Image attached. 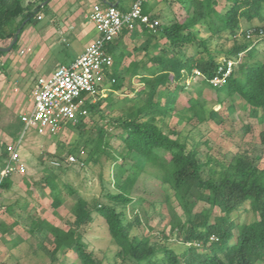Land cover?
Returning a JSON list of instances; mask_svg holds the SVG:
<instances>
[{
  "label": "trees",
  "instance_id": "trees-1",
  "mask_svg": "<svg viewBox=\"0 0 264 264\" xmlns=\"http://www.w3.org/2000/svg\"><path fill=\"white\" fill-rule=\"evenodd\" d=\"M45 1L0 0V41L12 40L19 30L11 49L15 48L25 26L33 23L46 9L47 3L42 5ZM180 2L186 9L183 18L168 24H156L155 31L145 27L139 29L147 37L159 33L166 46L154 44L159 52L150 56L149 67L145 61L134 60L123 70L141 79L144 87L136 91V96L146 92V99L124 118L113 121L114 128L121 130L122 158L130 162L131 169L123 177L124 165H116L112 181L118 192L106 193L107 202H96L93 211L104 220L111 243L116 248L114 259H120L121 264H264V169L256 167L246 156L234 158L227 168L218 172L212 167L206 168L207 163L199 161L196 149L188 148L186 142L179 139L177 131L170 127L166 131L164 124L158 123L175 113L177 93L183 87L175 85L171 90L169 85L191 79L193 83L203 82L224 98L237 95L248 106L249 114L264 125V60L255 58L256 44L249 48L251 42L241 36L245 29L264 20V0H225L221 11L216 9L217 0ZM143 13L147 14L144 10ZM201 26L206 27L207 37L201 36ZM134 30L136 28L129 32ZM117 38L107 44L112 65L105 78L110 82L111 90H118L122 85L119 67L123 54L115 53ZM218 38L229 39L230 47L212 49L211 41ZM188 47H194V52L187 54ZM136 50H144V46L134 48ZM240 53L243 55L226 82L219 87L211 86L208 80L216 74L221 62L238 57ZM103 99L98 97L93 103L86 102L87 111L97 110L103 117L98 107ZM190 101L189 106L181 111L183 113L173 114L178 115L179 121L195 119L203 122L220 117L218 111L206 108L196 98H190ZM228 109L232 111V105ZM86 117L66 127L80 128ZM103 135L104 131L99 130V138L92 146L93 153L98 155L104 152L102 145H107L102 141ZM259 139L264 150V129L259 132ZM144 164L161 172V182L169 186L183 211L185 220L176 213L171 219V230L181 243L188 244L180 253L166 246H157L148 236L136 237L131 233L134 226L140 225V219L137 216L127 219L124 208L127 205L134 207L130 190ZM46 179L53 195L52 203L59 206L62 200L56 192V184L53 178ZM10 181L8 177L2 179L0 189L10 188ZM199 201L207 206L194 210ZM245 204L254 219L240 223L232 220L231 214ZM214 209L220 214L213 216ZM72 213L74 225L68 229L43 219L32 225L29 231L31 234L44 232L53 246L48 250L52 260L57 252L67 249L75 254L80 264H103L86 249L83 241L81 229L92 219L86 199L79 197L73 204Z\"/></svg>",
  "mask_w": 264,
  "mask_h": 264
},
{
  "label": "rangeland",
  "instance_id": "rangeland-1",
  "mask_svg": "<svg viewBox=\"0 0 264 264\" xmlns=\"http://www.w3.org/2000/svg\"><path fill=\"white\" fill-rule=\"evenodd\" d=\"M218 1L220 5L224 2ZM168 10L172 11L171 8ZM175 10L178 11L177 8ZM177 15L174 14L169 21L153 20L159 25L184 17V14ZM43 22L26 27L37 28ZM200 28L201 36L207 37L209 33L206 27ZM10 42V39L0 41V47H7ZM131 44L133 42L128 40L127 44L121 45L127 54V60L119 67L122 85L118 90H111L106 85L107 90L102 96L105 99L98 106L103 117L93 110L88 112L82 127L68 126L54 134H40L32 127L25 129L20 120V112L29 106L30 85L37 72H32L29 84L28 80L20 85L17 77L12 75L13 70L4 67L8 61L22 58L21 52L18 53L19 42L15 48L0 55V81L4 83L0 90V156L4 144L18 142L20 160L26 166L23 175L12 176L10 188L0 189V264H80L75 254L67 249L57 252L55 260H52L48 250L53 246L44 232L35 231L31 234L29 231L32 225L43 219L62 229L73 226L72 207L79 197L86 199L92 217L81 229L86 249L103 264H121L120 259H114L116 248L111 243L104 220L93 211V206L96 202L106 203V193L118 192L112 181L116 165H124L126 172L123 177L131 169L130 162L122 158L124 145L121 130L114 128L113 121L124 118L141 105L146 99V92L137 97L136 91L144 84L138 76L129 75L123 70L134 60L145 61L149 67L150 56L159 52L153 47L154 44L166 46V41L159 33L147 37L137 47L144 46V52L134 51L136 46ZM230 45L229 39L218 38L211 41L210 47L226 49ZM255 48V58L264 60V40L256 44ZM194 50V47H188L186 52L188 54ZM175 85L183 87L177 93L173 114L183 113L181 111L191 103L190 98H196L206 108L218 111L220 117L203 122L195 119L179 121L178 115L172 114L158 121L164 124L166 131L169 127L177 131L179 139L185 141L188 148L196 149L199 161L206 162V168L212 167L216 172L227 168L234 158L242 156L248 157L259 169H264V150L259 139V132L264 129V125L249 114V108L241 98L237 95L224 98L223 94H218L203 82L193 83L191 79L172 82L169 88L172 90ZM219 99L223 101L219 103ZM231 105L232 111L229 112L228 106ZM99 130L104 131L102 141L107 142V145H102L104 152L98 155L93 153L92 146L99 138ZM69 156H73L74 160L69 161ZM2 167L3 160L0 158V169ZM160 176L161 172L154 166L144 164L141 167L130 190L134 207L127 205L124 208L126 218L131 220L137 216L140 219V225L134 226L131 231L133 236H148L157 246H166L180 253L188 244L181 243L171 230V219L173 213L181 220H185V217L172 190L161 182ZM48 177L53 178L56 192L62 200L56 207L47 186ZM206 206L205 202L199 201L194 210L199 211ZM247 209L248 205H243L231 214V219L239 223L252 221L254 215ZM219 214V210L214 209L213 216Z\"/></svg>",
  "mask_w": 264,
  "mask_h": 264
},
{
  "label": "built area",
  "instance_id": "built-area-1",
  "mask_svg": "<svg viewBox=\"0 0 264 264\" xmlns=\"http://www.w3.org/2000/svg\"><path fill=\"white\" fill-rule=\"evenodd\" d=\"M144 0H133L127 11H121L114 4H95L90 13L96 36L86 45L83 52L69 64L59 65L50 75L36 79L31 91V107L20 114L24 128L32 127L40 134H54L87 116L86 102H94L107 90L105 73L112 65V56L107 44L112 42L123 29L128 31L147 28L155 31L156 23L148 14L143 13ZM41 16L38 15L37 19ZM251 42L249 48L264 40V20L251 26L241 34ZM238 57L223 60L217 72L208 82L213 87L222 86L236 68ZM196 75L199 72L194 70ZM113 81V79H111ZM3 167L0 170V182L6 177L23 175L26 166L20 160L18 142L3 145L1 154ZM69 161L74 157L69 156Z\"/></svg>",
  "mask_w": 264,
  "mask_h": 264
},
{
  "label": "crops",
  "instance_id": "crops-1",
  "mask_svg": "<svg viewBox=\"0 0 264 264\" xmlns=\"http://www.w3.org/2000/svg\"><path fill=\"white\" fill-rule=\"evenodd\" d=\"M132 1L133 0H49L46 9L40 13L41 18H36L30 25L37 24L39 21H44L43 24L37 28L31 26L27 29L25 26L19 35L18 42L20 51L18 53L21 52L20 56L22 58L17 59V61H8V63L4 64V67L13 70L12 75L17 77L16 79L18 82L20 81V85L25 84L26 81L28 82L33 71L37 72L30 85V91H32L38 77L48 76L59 65L69 64L79 56L86 45L95 38L96 31L88 17L95 4L101 3L103 5H108V3H112L121 11H127ZM184 6L181 4L180 0H144L143 2V10L149 16H153V18L162 21H169L171 19L170 17H173L174 14H185L186 9ZM224 6L225 0L222 5H220V2L217 0L216 9L218 11H221ZM169 8H171L172 11L168 10ZM175 8H177L178 11H176ZM173 20H175V18ZM254 23H257V21H254ZM144 35L145 33L139 29L133 32H129L126 29L121 31L117 38L118 47L115 53L123 54L122 62L127 60V54L123 51L121 45L124 46L129 40L130 43L133 42L131 45L137 48L139 44L143 43L147 38L146 35ZM120 42H123V44ZM72 45L73 47H71ZM69 47H71V49H69ZM26 51L28 52V56H26ZM21 70H23V72ZM29 83L30 80L28 84ZM3 84L0 81V90ZM30 107L31 94L29 106L21 111L20 114L28 111ZM9 178L11 180L12 177Z\"/></svg>",
  "mask_w": 264,
  "mask_h": 264
},
{
  "label": "water",
  "instance_id": "water-1",
  "mask_svg": "<svg viewBox=\"0 0 264 264\" xmlns=\"http://www.w3.org/2000/svg\"><path fill=\"white\" fill-rule=\"evenodd\" d=\"M49 0H46L44 3H42V5L46 4ZM112 3H108V5H110ZM18 33L19 30H17L10 42V44L7 47H0V52H8L10 51V49L12 48V46L14 45V43L17 41V37H18Z\"/></svg>",
  "mask_w": 264,
  "mask_h": 264
}]
</instances>
